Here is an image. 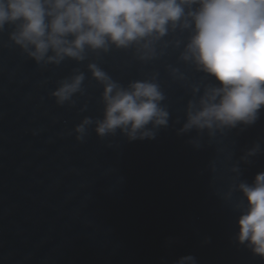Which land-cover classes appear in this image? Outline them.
<instances>
[{
    "label": "water",
    "instance_id": "obj_1",
    "mask_svg": "<svg viewBox=\"0 0 264 264\" xmlns=\"http://www.w3.org/2000/svg\"><path fill=\"white\" fill-rule=\"evenodd\" d=\"M183 7L163 35L62 59L33 57L14 38L20 21L0 28V264H264L238 240L239 184L264 172V109L253 124L184 129L220 82L188 48L200 5ZM136 81L158 86L167 125L147 126L155 138L100 135L106 85Z\"/></svg>",
    "mask_w": 264,
    "mask_h": 264
},
{
    "label": "clouds",
    "instance_id": "obj_2",
    "mask_svg": "<svg viewBox=\"0 0 264 264\" xmlns=\"http://www.w3.org/2000/svg\"><path fill=\"white\" fill-rule=\"evenodd\" d=\"M197 2L198 10L189 13L196 32L188 48L220 86L189 113L184 129L253 124L264 109V0H0V28L20 21L14 38L26 48L34 46L33 57L42 60L51 49L62 59L79 56L86 45L104 47L107 40L126 46L153 32L163 35L170 21L184 15V4ZM91 67L98 79H110ZM82 80L77 76L58 89L59 102L76 92ZM104 98L105 117L97 127L102 136L122 129L132 140L155 138L147 126L168 123L169 114L159 105L162 93L151 82H133L130 90L108 83ZM78 130L83 132V126ZM258 147L248 155H255ZM239 189L247 209L238 220V240L264 256V172L251 184L241 182ZM178 264H196V259L189 254Z\"/></svg>",
    "mask_w": 264,
    "mask_h": 264
}]
</instances>
